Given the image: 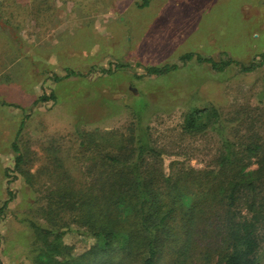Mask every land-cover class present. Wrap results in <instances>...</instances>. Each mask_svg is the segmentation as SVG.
Listing matches in <instances>:
<instances>
[{
	"label": "rangeland",
	"instance_id": "obj_1",
	"mask_svg": "<svg viewBox=\"0 0 264 264\" xmlns=\"http://www.w3.org/2000/svg\"><path fill=\"white\" fill-rule=\"evenodd\" d=\"M145 1L0 0V207L13 196L0 212V264H36L35 223L65 231L76 255L89 249L95 239L63 227L72 215L53 221L44 208L61 178L88 181L107 155L126 163L128 140L164 153L152 161L164 174L179 162L213 167L220 134L182 131L195 108L216 107L236 144L264 141V0ZM186 53L195 58L183 63ZM197 56L262 64L215 70ZM165 65L178 68L146 72ZM69 71L77 75L54 79Z\"/></svg>",
	"mask_w": 264,
	"mask_h": 264
},
{
	"label": "trees",
	"instance_id": "obj_2",
	"mask_svg": "<svg viewBox=\"0 0 264 264\" xmlns=\"http://www.w3.org/2000/svg\"><path fill=\"white\" fill-rule=\"evenodd\" d=\"M193 58L194 53H186L180 60ZM196 58L215 70L237 64L251 72L262 64ZM176 68L165 65L146 72L160 75ZM72 75L77 73L69 71L54 79ZM54 97L42 95L39 101ZM225 127L213 106L195 108L185 116L184 134L195 137L212 129L220 134V155L208 169L180 167L179 162L164 174L159 162L152 163L164 153L140 138L122 146L126 163L107 155L100 165L90 166L88 181L61 178L48 197L45 214L52 220L72 215L63 227L75 225L95 243L76 255L61 242L65 231L32 224L42 243L36 264H264V141L252 135L250 142L236 144L225 134ZM94 145L90 139L82 143L88 151ZM13 146L19 168L23 156L17 144ZM12 200L11 195L0 212Z\"/></svg>",
	"mask_w": 264,
	"mask_h": 264
}]
</instances>
